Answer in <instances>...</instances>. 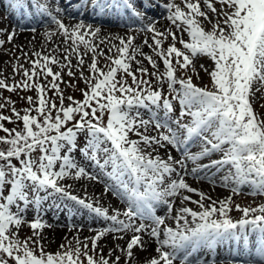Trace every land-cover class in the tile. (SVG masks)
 Returning a JSON list of instances; mask_svg holds the SVG:
<instances>
[{"label": "snow or ice", "instance_id": "1", "mask_svg": "<svg viewBox=\"0 0 264 264\" xmlns=\"http://www.w3.org/2000/svg\"><path fill=\"white\" fill-rule=\"evenodd\" d=\"M140 2L146 10L156 6L150 0ZM182 3L183 7L171 0L163 5L170 22L163 30L156 27L155 20L144 24L142 14L131 0H115L112 5L122 4L129 9L140 19V30L152 34L153 43L149 44L146 38L144 44L162 60L165 70L160 72L153 56L144 54L138 45H134L133 36L115 37L119 43L111 44L105 53L100 47L104 41L95 42L101 31L99 27L93 28L83 20L66 25L43 0H10L9 7L19 10L26 18L38 11L48 22H54L57 31L62 33L63 44L68 46L63 48L62 59L55 50L47 54L34 52L36 59L24 53L31 68L18 64L19 57L16 58L17 65L13 66L14 72L22 70V80L9 84L5 78H0V89L15 92L18 88H35L38 93L36 101L27 97L33 107L24 109L22 116L10 98H4L5 102L0 103V109L12 104L11 111L16 118L14 121L11 116L0 113V131L6 134L0 136V145H6L0 147V264H9V259L14 264H84L81 257L87 264H110L111 249L109 257L101 254L99 259L96 258L98 241L108 233L129 231L133 235L126 248L117 245L126 255L125 264L134 259V247L146 250L147 241L141 233L148 234L158 245L155 249L158 255L148 259L146 264H174L177 259L180 264H192L191 249L198 244H207L212 249L213 245L224 243L232 245L230 251L242 257L229 264H264V205L255 208L235 205L242 217L233 220L229 216L231 197L205 205L203 201L212 198L192 188L184 179L187 161L197 162L220 152L221 158L209 160L207 164L197 163L190 170L191 174L199 176L203 170V178L207 179L212 168L219 172L229 165L221 177L225 186L235 181L233 191H237L239 185L247 184L255 192L264 193V119L253 107L255 93L260 90L254 91V86L264 87V0H182ZM215 3L221 5L220 9ZM87 6L88 0H80L77 5L78 8ZM108 6L109 0H92V8L99 9L101 14ZM58 11L63 12V9ZM204 22L211 24V30L205 29ZM178 33H187L190 40L185 41ZM15 35L14 29L8 33L9 43ZM46 35L51 39L54 33L46 32ZM168 37L173 43L165 50L162 45ZM177 41L182 48L176 46ZM4 44L5 41L0 39V47ZM88 54L92 56L88 65L90 74L85 76L80 71V78L87 86V90H81L84 99L77 101L68 96L69 104L65 106L60 83L68 82L63 81L61 71H53L52 65L61 70L66 68L67 75L75 77L71 58L75 56V67L82 69ZM137 55L147 59L153 69L151 73L136 59ZM98 56L110 61L105 66L107 70L98 66ZM201 56L214 62V68L209 72L214 90L195 85L191 76L178 78L176 75L178 68L186 70L191 66L195 70V61ZM132 62L138 65L135 71L131 68ZM200 68L208 71L203 65ZM118 73H123L119 79ZM129 76L131 84L126 79ZM149 76L155 78V84ZM48 77H51L50 81ZM41 78L46 83H40ZM165 83L167 94L163 88ZM69 86L74 87L70 83ZM50 90H55L51 98L47 96ZM56 98H59V106ZM173 101H178L181 106L180 115L175 119L171 115ZM141 109L150 110L149 118L142 117ZM159 110L163 111V116ZM32 111L36 115H31ZM105 113L108 115L106 123ZM184 116L191 117L190 123L182 122ZM3 121H22L23 128L9 129ZM150 126H154L156 135L146 134ZM130 133L139 139H130ZM197 141L199 150L191 152L190 146ZM141 145H171L181 152V159L177 160L171 154L166 159L152 156ZM37 151L38 157L34 155ZM77 152L100 173H91L79 164L74 157ZM13 159L18 164L13 163ZM105 169L111 171L105 173ZM104 174L113 177L112 186L106 185L105 191L125 198L126 207L122 212L113 208L110 214L108 208L72 194L71 185L61 183L69 175L97 181ZM125 174L133 180L125 183L122 179ZM173 174L177 178L169 179ZM181 190L200 196L199 200L192 201L200 210L180 206L173 217L176 222L173 228L168 226L164 215L154 213L153 202L166 205L170 214L174 208L168 198L182 194ZM52 193L74 201L110 223L91 238L86 237L83 241L76 238L75 247L69 241L61 244L56 253L45 252L40 230L46 224L38 209ZM184 200L190 201L191 197L185 195ZM30 207L37 211L34 219L27 221L26 212ZM121 215L125 219H121ZM138 218L141 222L136 224ZM145 220L151 223L146 224ZM24 225L31 228L35 239L19 238L18 232ZM89 239L92 255L89 254ZM113 239H123V235H113ZM100 251L102 253V249ZM119 260L117 256L111 264H119Z\"/></svg>", "mask_w": 264, "mask_h": 264}, {"label": "rangeland", "instance_id": "2", "mask_svg": "<svg viewBox=\"0 0 264 264\" xmlns=\"http://www.w3.org/2000/svg\"><path fill=\"white\" fill-rule=\"evenodd\" d=\"M76 1H78V0H75V2ZM168 1L169 0H150V2L154 3L155 5H156V3L157 4L161 3L162 5H164ZM111 2H113V0H111ZM91 3H92V0H88V6L86 8H88ZM215 7L217 9H220L221 5L219 3H215ZM86 8H84L81 11V13L84 12L86 10ZM153 9L155 10L156 13H158V14L160 13L157 10L156 6L153 7ZM136 10L139 11L142 14V16H144L146 14V11H144L140 7H137ZM105 15H109V12H107ZM209 15H211V13H209ZM6 16H7V14H6ZM147 17H149V16H147ZM2 25L3 24H1V29H0L2 31L0 33L3 35L0 36V39H2V40L4 39V41H5V40H7V34L8 33L4 35L5 30L2 28ZM204 27L206 30H211V24H209L207 22H204ZM178 36H182V38L185 41L190 40V37L187 35V33H182V34L178 33ZM149 38L151 40V35H149ZM37 42H38V40L33 42L34 44H36L33 46H17V45L13 46V44L9 43L8 40L5 41L6 45H3V47L0 48V74H2V75H0V78H5L6 82L9 84H14L16 82L21 81L23 78L22 70H18L16 72H14V70H13V66L17 65V60H16L17 57H19L18 64L23 65L24 68L30 69L31 64L25 59V56L23 55L24 53H27L29 58L36 59V57L33 56L34 52H40L41 51L44 54L51 52V50H48L49 52L44 50L45 48L43 46H40L39 44H37ZM172 43H173V41H172L171 37H168V39L164 41L162 47L166 50L167 47ZM176 46L178 48H182V45L178 41L176 42ZM29 49L32 51H30ZM80 51L81 52L84 51L82 46L80 48ZM104 51H105V53H107L108 49H106ZM29 54H30V56H29ZM155 55L156 54H154V52H153L152 56H153V59H155L157 61L158 69L160 72H163L165 70L163 62L158 56H155ZM61 59H62V56H61ZM71 59H72V65H73L72 70H73V72H75V77L68 76L66 68L61 70V68L59 66L52 65L53 71H61L63 81L68 82V83H60V88L62 89L63 95L65 97V101H64L65 106H67L69 104V101L67 100L68 96H72L75 100L79 101V98H80L81 92H82L81 90L82 89L87 90V86H86L85 82L80 78V71L82 70L84 72L85 76H88L90 74L89 69H88V65L91 63L92 56H91V54H88L87 56L84 57L85 64H84L82 69H77L75 67V65L77 64V58L75 56H73ZM97 59H98V66L104 67L105 70H107V68L105 66L110 64V61L106 60L103 56H98ZM145 60H146L145 62H144V60L142 61V64L144 67L148 68V72L151 73L153 71V69H152L151 65L148 63L147 59H145ZM173 63H175V58H173ZM200 65H203L204 68L207 69L208 71H204L203 69H201ZM137 66L138 65L135 62H132L131 68L133 71L136 70ZM213 68H214V62L212 61V59L207 57V56H201L199 59H197L195 61V70H193L191 66L186 70H182V69L178 68L176 75L178 78H186L187 76H191L192 81L195 85L202 87V88H207L208 90H214L213 82H212L211 77L209 75V72ZM121 75H123V73H118L117 79H119ZM137 75H139V73H137ZM148 78L150 80H152L153 84L156 83L154 77L149 76ZM126 79L128 80L129 84L132 83L130 76L126 77ZM48 80L50 81L51 77H48ZM40 83L44 84V83H46V81H44L43 78H41ZM69 83L71 85H74V87L69 86ZM176 87H179V85H176ZM163 88H164L165 94H167L168 89H167L166 83L163 85ZM256 88H259L260 90L255 93V97L253 98V107H255L254 111L258 114V116L261 119H264V87H261L259 84H257L254 86V91ZM54 91L55 90L48 91L47 96L49 98L53 97ZM29 96H31L34 101L37 100L38 93L35 90V88L28 89V90H22V89L18 88L15 92L8 91L5 89H0V103L5 102L4 98H10V100L12 102H14L15 108L20 112L21 116L24 115V112H23L24 109L33 107V105H29V103L27 101V97H29ZM56 103H57V106H59V98H56ZM12 106H13L12 104H8L4 109H0V113H2L5 116H11L12 119L15 121L16 118L11 111ZM173 106H174V112L171 115H172V119H175L176 117H178L180 115L181 106H180L178 101H173ZM140 111H141V115L143 118H145V119L149 118L150 110L141 109ZM53 113H55V112H53ZM159 114L161 116H163V111L159 110ZM107 119H108V115L106 113V116L104 118L105 123L107 122ZM190 120H191V117H189V116H184L182 118L183 123H190ZM3 124L5 127L9 128V129L16 128L17 130L21 129L23 126L22 121H16L15 123L3 121ZM141 131H144V130L141 129ZM160 131H164V130L161 129ZM146 134L156 135L157 131L155 130L154 126H150L148 129V132ZM5 135L6 134L3 131H0V136H5ZM129 137H130V139H133V140L139 139L138 136H136L135 134H132V133L129 134ZM165 146H144V145H141V147L144 148V150L147 153H150L152 156L159 155L160 157L166 159L167 157L165 156V153L163 151V148ZM194 146H197L198 148H200L199 142L197 141L196 143H194ZM194 146H193V144L190 146L189 150L191 152H196L199 150V149L198 150L194 149ZM0 147H3V145H0ZM62 154H63V152H62ZM179 154H181L180 151H179ZM221 156H222V153L216 152V153H213L210 157L201 158L197 162L192 161L190 163L189 161H187L186 162V170H185L186 174H184V175L188 176L190 178H193L195 181L201 180V174L199 176L193 175V174H191L190 170L193 167H196L197 163L207 164L209 162V160L219 159V158H221ZM74 157H75V160L79 164H81L82 166H86L88 171H90L91 173H96V174L100 173V170L98 168H96L91 162L85 161V159L78 152L74 154ZM17 164H18V162H17ZM56 167L58 169V164ZM229 167H230L229 165H226L219 172H217V170L215 168H212L211 169V175L215 176L217 174H221V175L224 173L226 174ZM108 171H111V169H105L104 170L105 173H107ZM233 171H234V169H233ZM69 176H71V175H69ZM66 178H64V180L61 183L66 185V181H67ZM82 178H84L85 182H87V181L89 182V179H87V177H82ZM176 178H177V176L175 174H173V176L170 177L169 179H176ZM99 179H101L103 181L102 186L103 185H105V186L107 185L108 187L112 186L113 177H110L107 174H104V175H100ZM122 179L124 180L125 183H128L130 180H133V177H131L128 174H125V176ZM86 185H88V183H85L84 191L78 192L77 196L85 199L86 201L88 199L92 200V198L90 196H93V194L90 191V188L88 187L89 185L88 186H86ZM105 186H103V187L105 188ZM199 186L202 187L204 185L199 184ZM161 187H163V185H161ZM235 187H236V183H235V181H233L231 186L229 185L228 190L226 191V192L229 191L227 196L222 197L220 199V200H224V199H228L229 197H231L232 210L229 212V216L233 220H238L242 217V212L239 210H236L235 205H240L242 208L243 207L255 208V207H258L260 205H264V193L255 192L254 188L247 185V184L239 185L238 190L233 191V189ZM104 188H103V190H105ZM70 191L73 194V190L71 188H70ZM41 195H44V193L41 192ZM115 196H117V195H115ZM117 197L119 198L121 196H117ZM172 198L173 197H170L168 199L172 200ZM153 204H154V207H153L154 213L156 215L169 216L171 218V221H172L171 224L173 226L171 224H168V226L175 228L176 222L173 219V217L176 215V210H178L177 209L178 206L175 207L173 212L169 214V213H167L166 205L162 204L159 201H154ZM94 205H96V204L94 203ZM158 205H160L163 209L162 214L156 212ZM205 205H208V204H205ZM183 206H185V205H183ZM112 209L113 208L109 209L110 214H111ZM119 210L122 212L124 210V208H122V209L120 208ZM195 210L199 211L200 210L199 206H195ZM13 211H15V208H13ZM35 211H37V210H34L31 207L28 209V211L26 212L27 221H32L34 219ZM38 211H39V215H40L42 221L45 222V224H46V227H44L42 230H40L41 236H42L41 243L44 246L45 252H49V253H56L60 249L61 244H66L69 241L72 243V246L75 247L76 238H78L81 241H83L86 237L91 238V237L95 236L96 233L101 228L107 227L108 224L110 223L108 221L103 220L100 217H97L90 210H86V209L82 208L80 205L76 204L74 201H70V200L64 199L63 197H60L59 194H57V193H52L51 196H49L45 200H43L41 202V206L38 209ZM120 218L125 219L122 215ZM189 220H190V217H189ZM51 222H54V223H51ZM140 222H141V220L138 218L136 220V224H139ZM149 222L150 221H148V220L144 221V223H146V224ZM181 223H183V222L181 221ZM91 224H92V226H91ZM50 225H54L57 228H63V227L69 228V232H67L64 237L59 238L54 242H48L47 239H45V238H48V236L50 235V233H49V228L51 227ZM190 226H194V225H190ZM71 229H72V231H71ZM18 235H19V238L21 240H23V239H26L28 237H33V232L29 226L24 225L20 228ZM107 235H109V236L123 235V239H113L112 238L111 241L103 240ZM132 235H133V232H131V231H129L127 233H119V234H113V233L106 234L102 239H100L98 241V248H97L96 253H95L96 258L99 259V256L101 254L104 255L105 257H109V250L111 249L112 255H111V257H109L110 264H111V261H114L117 256L120 257L119 264H125L126 255H125V253H122L117 248V245H119V246L121 245L120 244L121 241H119V240H122V241L129 240V239H131ZM33 239H35V237H33ZM197 246H199L200 251L204 254V261H203L204 264H212L213 261L215 262V264H229V261L238 260L235 258H231L230 255H229V257L227 256V254H229V252H230V248L232 247V245H230V244H227V243L216 244L215 245L216 247H212V249H209L207 244H198ZM81 248L83 249V244H81ZM88 248H89V254L92 255L93 253L91 251V239L88 240ZM101 249H102V253L100 251ZM191 251H192V253H194L197 251V248L194 247L191 249ZM133 253H134V259L129 260L128 264H146V260H144L145 262L144 261L142 262L141 259L143 258V255H141V252L138 251L137 247H134ZM37 254H39L38 249H37ZM205 255H208L209 258H208V256L206 257ZM81 259L84 261V264H87L86 259H84L83 257H81ZM196 261L197 260L192 259V264H196ZM174 264H180L179 259L174 261Z\"/></svg>", "mask_w": 264, "mask_h": 264}, {"label": "bare ground", "instance_id": "3", "mask_svg": "<svg viewBox=\"0 0 264 264\" xmlns=\"http://www.w3.org/2000/svg\"><path fill=\"white\" fill-rule=\"evenodd\" d=\"M43 2L47 3L50 11H52L54 15H57L58 18L62 19V21L66 25L71 26L77 23L79 20H83L85 24H90L93 26V28L99 27L101 31L98 37L96 38L95 42L99 43L101 40H103L104 43L100 44V47L103 48L104 50L108 49L113 43L115 44L119 43V41L115 39V37L117 36L119 37L133 36L135 38L134 45H138L144 54L153 55V51L144 44V40L146 38L148 39L149 44L153 43L149 38V35H152V34L146 31H141L140 29L142 25H141L140 19L133 16L132 12L126 7H124L122 4L116 7L112 6L115 0H113L112 3H111V0H109V6L107 9H105V11L102 14L99 12V9H93L92 3H91L90 6L86 8L84 12H82V15H81V11L84 8L77 7V5H79L80 3V0L76 2L75 0H43ZM131 2L133 3L135 8L140 7L141 9L146 11V15L142 16L144 24L150 23L153 20H155L157 22L156 27L160 30H163L170 26V22L166 18V11L163 8V5L161 3L160 4L156 3V8L160 12L158 14L155 12L153 8H149L147 10L144 9L140 0H131ZM169 2H171V0H169L167 3ZM174 2L177 4H180L181 7H183L182 0H174ZM9 3H10V0H0V29H1V24H3L2 28L5 30L4 35L11 32L13 29L15 30L16 35L13 41L11 42L13 46L14 45L33 46V45H36L33 42L38 40L37 44H39L40 46H43L45 48L44 50H46L47 52H49L48 50H51V52L55 50V54L60 56L61 53L63 52V48L67 47L68 45L63 44L62 33L57 31L56 24L54 22L53 23L48 22L47 18L45 16H42L38 11L33 12L32 15L26 18L19 10H14L11 7H9ZM56 4L58 5V8ZM201 7H202V10H205L203 4H201ZM58 9H63V12H59ZM106 12H109V15L107 16V18H104V13ZM32 28H35L34 32L31 31ZM173 31H175L174 28H173ZM46 32L54 33L51 39H49V37L46 35ZM1 35L3 34L0 33V36ZM7 37H8V34H7ZM4 45H6V43ZM136 59L140 61L144 60V62L146 61L145 58L140 55H137ZM194 149L198 150L199 148L197 146H194ZM163 151L166 157L168 154H171L173 157H175V159L177 160L181 159V154H179V150L174 148L171 145H166L163 148ZM189 162L191 163L192 161L189 160ZM200 174H201V180H198V181H195L193 178H190L185 175H184V179L192 188L199 189L200 191L204 192L207 196H210L212 198L211 201L208 199H205L203 201L204 204H210L212 201H218L222 197L227 196L229 191L228 192L226 191L228 190L229 185L231 186L232 183L225 186V184L221 181V177L224 176L225 173L222 175L217 174L215 176H212L211 170H210L208 171L207 179L203 178L204 177L203 170L199 173V175ZM66 179H67L66 185H71V189L73 190V194L75 195H77L78 192H83L85 183H88L89 186L88 185L86 186L90 188V191L93 194V196H90V197L92 198V201L96 205H100L108 209L110 208H115V209L124 208L125 209L126 207L124 197L118 198L117 196L113 194L112 191L103 190L104 188L103 186L105 185L102 186L103 181L101 179L97 181L89 180V182L88 181L85 182L84 178L81 177L79 179H76L73 175L68 176ZM199 184H202L204 186L201 187L199 186ZM181 192L182 194L178 195L177 197L172 198L171 202L173 204V208L178 206L177 207L178 209L180 206L185 205L195 210V206H198V205L196 203H193L192 201L199 200L200 196L197 193L187 192L186 190H181ZM185 195L190 196L191 200L185 201L184 200ZM156 212L161 213V214L163 213V209L160 205L157 206ZM165 217H166L167 224H171L172 223L171 218L169 216H165ZM51 223H54V222H51ZM150 223L151 222L147 224H150ZM50 226H51L49 228L50 235L48 236V238H45L47 239L48 242H54L57 239L64 237L66 233L69 232V228H66V227L57 228L54 225H50ZM109 235H107L103 240L111 241L113 236H109ZM141 235L143 239L147 241L146 250H141L140 247H137L138 251L141 252V255H143V258L141 259L143 262L144 260L147 261L148 259L158 255L155 251L158 245L154 239H149L148 234L141 233ZM161 238H163V235L161 236ZM129 240H124V241L119 240L121 241L120 248H126L127 242ZM213 247H216V246L213 245ZM196 248H197V251L192 253L191 259L197 260L196 264H204L203 262L204 254L200 251L199 246H196ZM229 255L231 258H235L238 260L242 259L241 256L234 255L231 251L229 252V254H227L228 257ZM205 256L207 257L208 255H205Z\"/></svg>", "mask_w": 264, "mask_h": 264}, {"label": "trees", "instance_id": "4", "mask_svg": "<svg viewBox=\"0 0 264 264\" xmlns=\"http://www.w3.org/2000/svg\"><path fill=\"white\" fill-rule=\"evenodd\" d=\"M84 99V96H83V93L81 92V96H80V98H79V101H82ZM255 108V107H254ZM98 115H99V113H97ZM31 115H36V113H35V111H32L31 112ZM53 115H55V114H53ZM105 116H106V113H105ZM105 116H104V118H105ZM79 117L77 116V119H78ZM71 125V122H70V124H69V126ZM22 128H23V126H22ZM21 128V129H22ZM21 129H18V130H21ZM3 147H6V145H3ZM39 152L37 151L34 155L35 156H39ZM13 163H17V161L15 160V159H13ZM9 264H14V262L11 260V259H9Z\"/></svg>", "mask_w": 264, "mask_h": 264}]
</instances>
